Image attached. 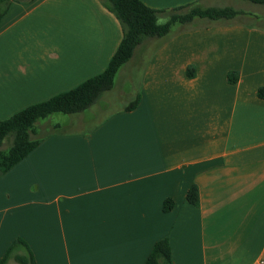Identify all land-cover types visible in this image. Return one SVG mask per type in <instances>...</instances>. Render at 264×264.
<instances>
[{"label": "crops", "instance_id": "1", "mask_svg": "<svg viewBox=\"0 0 264 264\" xmlns=\"http://www.w3.org/2000/svg\"><path fill=\"white\" fill-rule=\"evenodd\" d=\"M240 22L144 40L133 108L112 99L95 119L77 113L80 129L0 170V258L20 239L35 264H151L167 239L172 264H264V30ZM121 37L99 0H13L0 20V120L102 72Z\"/></svg>", "mask_w": 264, "mask_h": 264}, {"label": "trees", "instance_id": "2", "mask_svg": "<svg viewBox=\"0 0 264 264\" xmlns=\"http://www.w3.org/2000/svg\"><path fill=\"white\" fill-rule=\"evenodd\" d=\"M12 1L0 0V20ZM247 1L264 6V0ZM99 2L115 16L121 26L122 37L115 52L99 74L89 77L70 90L31 104L0 120L2 172L10 169L38 144L39 139L32 137L33 127L38 119L55 112L77 114L92 106L104 92L112 89L117 71L131 58L135 47L145 39L158 38L160 43H163L177 31L188 30L201 22H204L203 25L229 24L240 18L247 20V24L259 26L264 30V19H260L256 13L237 10L231 6H201L189 3L169 9H155L141 0H99ZM159 16H164L166 20L162 23L158 22ZM243 22L246 23V21L240 23ZM173 26H177L176 31L171 30ZM193 69L192 66L187 68L189 77L193 75ZM227 79L229 82H235L236 72H228ZM257 95L264 98V87L257 88ZM136 103L137 99L125 108L131 109ZM9 136L12 137L10 145L6 149H1L3 140ZM186 199L195 206L199 204V193L195 184L187 190ZM172 206L171 199L164 200L163 210H169ZM22 248L24 253H19ZM11 257L20 264H35L32 254L20 239L9 245L4 256L0 258V264H6ZM148 261L151 264H172L167 239L155 244Z\"/></svg>", "mask_w": 264, "mask_h": 264}, {"label": "rangeland", "instance_id": "3", "mask_svg": "<svg viewBox=\"0 0 264 264\" xmlns=\"http://www.w3.org/2000/svg\"><path fill=\"white\" fill-rule=\"evenodd\" d=\"M214 6H231L237 10H244L256 13L260 19H264V6L253 4L247 0H217ZM166 20L164 16L158 17V22L162 23ZM236 19V21H240ZM246 21L247 20H241ZM249 21V20H248ZM251 21V20H250ZM197 23L196 21H194ZM254 22V21H252ZM147 40V39H145ZM136 54V51H133L131 58L120 68L117 75V85L111 91L104 92L99 99L90 107L83 110L82 112L85 115H89L90 118L95 119L97 108L103 106L105 110L110 111L112 107L111 100L114 99L117 104H129L131 99L130 95L138 87L139 83V66H132L131 59ZM134 101V100H133ZM132 101V102H133ZM115 105V104H114ZM117 107V106H116ZM75 114H68L62 112H55L47 115L44 118L38 119L33 127V138L41 139L48 135H61L65 131L78 130L82 125L70 123L69 120ZM87 115V116H88ZM32 135V134H31ZM12 137L9 136L3 140L1 149H6L11 143ZM19 253H24L21 249ZM14 264V263H10Z\"/></svg>", "mask_w": 264, "mask_h": 264}]
</instances>
